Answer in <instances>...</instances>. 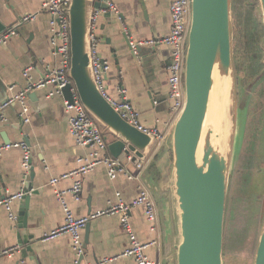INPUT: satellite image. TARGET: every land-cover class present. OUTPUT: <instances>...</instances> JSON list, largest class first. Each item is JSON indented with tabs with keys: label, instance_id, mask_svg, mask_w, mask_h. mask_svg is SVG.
I'll return each mask as SVG.
<instances>
[{
	"label": "crops",
	"instance_id": "0c3cea01",
	"mask_svg": "<svg viewBox=\"0 0 264 264\" xmlns=\"http://www.w3.org/2000/svg\"><path fill=\"white\" fill-rule=\"evenodd\" d=\"M45 1L0 0V34L16 29L8 42L0 45V147L5 141L14 144L28 139L30 152L32 148L36 150L35 155L31 152L35 163L32 185L36 192L29 195L27 219L20 220V210L24 208L20 198L11 203L12 211L17 215L14 221L10 219L4 203H0V264H77L68 233L54 238L46 237L65 221L55 190L69 189L74 178H66L56 186L50 181L75 170L79 166L78 159L86 156L89 148L78 145L70 133L63 94L48 97L52 85L29 90L36 95L27 98L30 107L28 121L21 116L22 104L19 101L6 106L4 103L29 86L44 81L50 70L60 65V56L53 53L50 42V16L42 9ZM172 1L113 0L114 11L123 16L121 23L130 42L134 46L146 44L138 52L139 67L133 59H128L130 51L122 36L117 34L119 26L116 20L106 16L103 11L98 17V55L108 67L103 76L108 97L121 101L119 90L125 88L126 98L137 114L138 124L145 129L162 132L164 142L169 139L177 119L172 114L169 97L168 66L172 47L159 43L170 33ZM30 14L35 18L22 22V18ZM114 140H108V146ZM108 150L114 157L109 147ZM159 151L153 146L149 148L141 181L127 176L125 172L134 176L140 172L132 161V154L122 153L118 159L125 171L119 172L115 179H110L106 167L98 165L84 178L82 200L76 201L71 195H67V199L77 216H88L119 202L117 193L126 203L133 202L144 185L158 213L163 209L164 224L160 220L155 229L146 218L143 206L131 209V223L140 241L150 242L158 238L160 245L150 246L146 252L151 259L164 264L171 248L168 244L172 231L171 204L170 198L156 187H160L164 183L163 179L169 175L172 157L168 149L160 154ZM22 158V150L18 147L0 152V183L6 188L8 197L23 192L28 171L25 175ZM164 225L168 237L164 233ZM19 233L29 244L34 242L32 247L36 262L32 256L22 255V249L17 245ZM86 233L89 244L82 264H134L132 257L102 262L107 257L119 256L128 245V235L120 223L119 215L90 220L89 229L84 228L82 231L83 244ZM12 248L16 249L10 256L2 254L4 250Z\"/></svg>",
	"mask_w": 264,
	"mask_h": 264
},
{
	"label": "water",
	"instance_id": "95a60500",
	"mask_svg": "<svg viewBox=\"0 0 264 264\" xmlns=\"http://www.w3.org/2000/svg\"><path fill=\"white\" fill-rule=\"evenodd\" d=\"M191 24L187 39L185 63V105L176 119L173 131L159 148L168 149L172 157L169 175L156 187L170 198L172 231L168 238L170 253L164 264H224L225 225L229 195L231 164L237 136V78L234 68L233 26L231 0H191ZM264 24V0H259ZM105 12L116 20L130 51L129 60L139 67L138 52L146 44L135 45L121 23L122 14L111 11L107 0H72L68 8L71 29V67L69 76L88 113L98 122L115 158L122 153L132 154L137 164L147 159L154 136L140 130L123 117L100 90L91 60V30L94 10ZM153 44V42H152ZM151 44V45H152ZM225 89L217 95V87ZM72 84L62 89L64 98L73 102ZM29 92L28 97L35 96ZM9 100V98H8ZM6 100L4 103H6ZM4 105V104H3ZM227 117L230 129L222 149L218 144V129ZM31 147L28 139L24 140ZM11 142L5 141L4 145ZM35 149L31 152L35 155ZM35 163L25 177L20 220L27 219L26 207L33 190ZM1 182V178H0ZM0 183V202L7 196ZM162 209V208H161ZM160 220L164 224L163 209ZM89 229V222L86 225ZM164 233L165 232L164 225ZM1 240V236H0ZM18 247L24 257L35 260L33 243L18 235ZM89 244L86 233L83 253L77 264H82ZM253 264H264V221Z\"/></svg>",
	"mask_w": 264,
	"mask_h": 264
},
{
	"label": "built area",
	"instance_id": "2783aa9c",
	"mask_svg": "<svg viewBox=\"0 0 264 264\" xmlns=\"http://www.w3.org/2000/svg\"><path fill=\"white\" fill-rule=\"evenodd\" d=\"M71 1L72 0H46L42 8L43 11L47 12L50 16V42L53 53L60 56V65L57 68L50 70L44 81L39 84L29 86L28 89L21 91L12 98H9V100L5 103L6 106L19 101L22 104L21 116L25 121H28L30 107L27 102V98L30 89H37L52 85L53 89H51L48 94V97L51 98L57 94H62V89L68 84H72L71 91L73 93V102H69L67 100L65 102V110L68 114L70 133L78 145L89 148V151L86 156L78 159L79 166L75 170L70 173L63 174L60 177L53 178L50 181L52 185L56 186L66 178H74V182L69 189L55 190L57 200L59 201L65 215V221L61 226L54 229L51 234L46 237L54 238L60 234L68 233L71 236L72 248L77 256L78 262L80 255L83 253L82 231L86 227L87 223L94 218L119 215L120 223L128 235V245L119 256L107 257L102 262H113L119 257H132L134 259V264H162L160 260L151 259L146 252L147 248L150 246L160 245L158 238L150 242L140 241L137 238L131 223V209L136 206H143L145 208L146 218L153 223L154 228H158L160 224L157 206L150 192L144 185L140 190L139 196L135 198L133 202L126 203L120 199V194L117 193L119 202L109 204L107 207L97 210L88 216H77L69 205L67 195H71L76 201L82 200L84 178L86 174L91 172L98 165H104L106 167L107 175L110 179H115L119 172L125 171L120 160L109 154V146L107 140L105 139L103 130L99 126L98 122L88 113L80 99L79 93L73 84L71 77L69 76L72 53L68 8ZM191 3V0L172 1L170 5V33L165 38L159 40V43H166L172 47L171 62L168 66V82L171 111L176 118L179 116L185 105L186 94L184 75L187 51L186 46L191 24ZM107 4L110 10H116L113 0H107ZM100 11L101 10L96 9L93 12L91 30L89 34L91 42V60L96 82L103 94L110 100L114 108L122 113L124 118L137 126L143 132L153 134L154 141L152 146L153 148L159 149L164 142V134L157 129H145L138 124L137 114L134 111L131 102L126 98V89L121 88L119 90L122 96L121 101H114L110 99L105 91L103 76L108 67L104 62H102L98 55L100 42L98 34V17L100 15ZM34 18V15H26L22 18V22H28ZM15 32L16 29L13 28L9 29L7 32L1 33L0 45L6 44ZM11 147H18L22 150L23 158L21 165L26 175L30 168V147L26 144V142L7 144L0 147V152L3 149ZM144 165V160H140L137 163V168L140 173L135 174V176L129 175L127 172L125 173L130 179L134 178L141 181V174L144 169ZM22 195V192L11 195L3 201L12 221L17 219V215L12 211L11 203L14 199L21 198ZM15 249L16 248L6 249L2 252V254L10 256Z\"/></svg>",
	"mask_w": 264,
	"mask_h": 264
},
{
	"label": "rangeland",
	"instance_id": "374dc122",
	"mask_svg": "<svg viewBox=\"0 0 264 264\" xmlns=\"http://www.w3.org/2000/svg\"><path fill=\"white\" fill-rule=\"evenodd\" d=\"M231 3L238 125L228 200L232 195L245 198L254 192L264 194V168L260 162L264 160V24L259 0ZM263 221L264 215L258 237ZM232 247L227 251L224 248V264L254 263L255 256L247 261Z\"/></svg>",
	"mask_w": 264,
	"mask_h": 264
},
{
	"label": "trees",
	"instance_id": "16d2710c",
	"mask_svg": "<svg viewBox=\"0 0 264 264\" xmlns=\"http://www.w3.org/2000/svg\"><path fill=\"white\" fill-rule=\"evenodd\" d=\"M263 164L264 160L260 161ZM264 215V194L254 192L248 197H229L227 206L224 248L232 247L233 252L246 257L255 256L259 230Z\"/></svg>",
	"mask_w": 264,
	"mask_h": 264
},
{
	"label": "bare ground",
	"instance_id": "6f19581e",
	"mask_svg": "<svg viewBox=\"0 0 264 264\" xmlns=\"http://www.w3.org/2000/svg\"><path fill=\"white\" fill-rule=\"evenodd\" d=\"M224 89H225V85L224 86L220 85L219 87H217V95H220L223 92ZM223 123H225V125L221 126L218 129V132H219L218 144L220 145L221 149H222V146L224 144V140L226 142L227 133H228V131L230 129V122H229V118L227 117V115H226V118L223 121Z\"/></svg>",
	"mask_w": 264,
	"mask_h": 264
}]
</instances>
